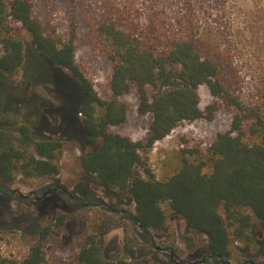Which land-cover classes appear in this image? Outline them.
I'll list each match as a JSON object with an SVG mask.
<instances>
[{"label": "trees", "instance_id": "obj_1", "mask_svg": "<svg viewBox=\"0 0 264 264\" xmlns=\"http://www.w3.org/2000/svg\"><path fill=\"white\" fill-rule=\"evenodd\" d=\"M160 1L0 0V181L10 185L18 176L44 180L59 174L64 140L36 138V123L21 122L15 115L16 106L23 105L28 116L41 119L44 106L91 146L79 161L84 178L128 195L135 214L123 213L124 219L145 233L164 234L169 230L168 213L178 214L190 233L187 249L195 247L194 236L203 235V253L232 264L235 243L264 246V235L258 243L252 232L255 223L264 224V113L242 105L230 91L224 43L201 37L208 31L217 40L212 28L197 27L191 33L169 22L165 29L163 22L157 30ZM55 12L62 14L61 25L52 19ZM86 38L111 66L104 99L76 63L77 44ZM55 69L66 73L62 83L53 79ZM21 71L25 87L41 86L61 95L73 92L76 99L61 96L55 107L32 93L15 99L9 82ZM201 87L234 111L229 130L217 134L205 153L182 155L174 174L157 179L146 154L181 123L209 120L215 112L213 105L205 112L200 109ZM131 92L137 97L138 115L149 117L144 140L112 130L125 123L129 106L122 98ZM97 204L112 211L100 200ZM65 219L61 214L38 229L37 243L28 246L23 258L0 257V264H50L43 243L57 234ZM244 263L250 264H234ZM53 264L129 263L125 258H102L96 235L91 234L83 236L73 260Z\"/></svg>", "mask_w": 264, "mask_h": 264}, {"label": "rangeland", "instance_id": "obj_2", "mask_svg": "<svg viewBox=\"0 0 264 264\" xmlns=\"http://www.w3.org/2000/svg\"><path fill=\"white\" fill-rule=\"evenodd\" d=\"M156 10L163 11L161 19L156 21L157 30L158 27L161 30L163 22L165 29L166 22H169L191 33H195L197 27L212 28L217 40L208 31H203L201 37H208L209 42L216 45L224 43V50L229 55L230 91L242 105L264 113V0H161ZM179 16L181 20H177ZM61 18L60 12L52 16L60 25ZM81 41L77 44L76 63L98 95L107 98L111 66L106 63L102 53L91 46V40L86 38ZM52 76L56 82L62 83L60 79L66 78V73L55 69ZM23 79L24 72L21 71L19 76L9 82L12 97L17 100L23 98L24 94L32 93L35 98L55 107L61 96L76 99L73 92L61 95L56 90H45L41 86L25 87ZM198 93L200 109L205 112L209 105H213L216 107L215 112L209 120L181 123L146 154L148 167L157 179L163 180L174 174L182 155H187L189 151L205 153L217 134L229 130L234 111L213 98L206 88H199ZM122 99L129 106L127 119L122 125L113 128V132L133 140H144L149 117L138 115L134 92ZM16 109L15 115L21 122L36 123V138L64 140V148L58 175L44 180L18 176L10 185L0 181L1 258H23L28 246L38 241L37 230L63 214L66 216L64 226L43 243V252L50 264L60 259L73 260L83 236L91 234L96 235L100 254L107 260L125 258L129 264H164L168 259L173 264H224L203 253L207 242L203 235L192 236L195 247L187 249L185 239L190 237V233L184 219L178 214L168 213L169 230L164 234L153 231L145 233L129 219H124L123 213L131 216L135 214V206L128 195L116 190L109 191L93 179L84 178L79 161L82 155L92 150L84 138L77 135L75 130L63 126L58 116H52L51 110L44 106L40 109L41 119L28 116L29 110L23 105L16 106ZM77 116L80 117V114ZM12 191L16 193L12 195ZM72 196L80 199L81 204ZM98 200L118 212L107 211L97 204ZM252 232L259 243L262 240L259 235H264V224L255 223ZM232 248V264L244 261L264 264L263 245L237 242Z\"/></svg>", "mask_w": 264, "mask_h": 264}, {"label": "flooded vegetation", "instance_id": "obj_3", "mask_svg": "<svg viewBox=\"0 0 264 264\" xmlns=\"http://www.w3.org/2000/svg\"><path fill=\"white\" fill-rule=\"evenodd\" d=\"M55 190H56V189H55ZM63 192H64V191H63ZM15 193H16L15 191H12V192H11L12 195H14ZM64 193H65V192H64ZM43 194L45 195L46 192L44 191ZM9 197H11V195H10ZM19 197H22V198H25V199L28 198L27 196H23V195H20ZM100 202H101V201H100ZM107 211H109V210H107ZM112 212H113V213H116V212H118V210H117V209H112L111 213H112ZM245 263H246V262H245ZM245 263H244V264H245Z\"/></svg>", "mask_w": 264, "mask_h": 264}, {"label": "water", "instance_id": "obj_4", "mask_svg": "<svg viewBox=\"0 0 264 264\" xmlns=\"http://www.w3.org/2000/svg\"><path fill=\"white\" fill-rule=\"evenodd\" d=\"M250 264H254V263H250Z\"/></svg>", "mask_w": 264, "mask_h": 264}]
</instances>
